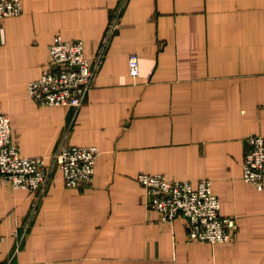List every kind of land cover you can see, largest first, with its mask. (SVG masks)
Segmentation results:
<instances>
[{
    "label": "crops",
    "instance_id": "0c3cea01",
    "mask_svg": "<svg viewBox=\"0 0 264 264\" xmlns=\"http://www.w3.org/2000/svg\"><path fill=\"white\" fill-rule=\"evenodd\" d=\"M122 4L78 112L39 106L28 86L54 38L83 40L93 60ZM22 13L0 23V110L20 152L50 164L66 135L101 155L79 189L60 171L40 200L0 186V264H264V189L243 180L246 140L264 137V0H23ZM143 172L210 179L235 240L191 241L186 218L163 222Z\"/></svg>",
    "mask_w": 264,
    "mask_h": 264
},
{
    "label": "built area",
    "instance_id": "2783aa9c",
    "mask_svg": "<svg viewBox=\"0 0 264 264\" xmlns=\"http://www.w3.org/2000/svg\"><path fill=\"white\" fill-rule=\"evenodd\" d=\"M123 7L124 4L115 10L104 47L93 60L87 56L83 40H65L60 33L54 38L49 46V61L41 76L28 86L30 97L39 106H67L78 112L95 84L111 38L121 27ZM22 12L23 0H0V23L8 16H20ZM129 62L130 75L137 77L140 74L138 58L131 56ZM66 138L65 135L50 164L42 157H25L14 138L11 118L0 110V186L29 190L37 193L40 200L57 171L63 173L69 188L79 189L92 184L100 150L94 146L67 144ZM245 146L243 180L263 190L264 137L253 135L246 140ZM137 181L146 191L149 207L159 213L163 222L174 223L179 217L187 219V234L191 241L217 244L235 240L237 219L221 214V199L214 193L210 179L194 183L143 172L138 174Z\"/></svg>",
    "mask_w": 264,
    "mask_h": 264
}]
</instances>
